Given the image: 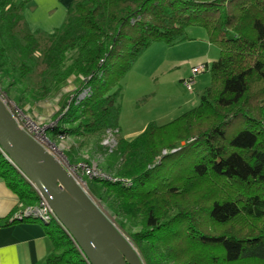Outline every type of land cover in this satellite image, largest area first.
Returning <instances> with one entry per match:
<instances>
[{"label":"trees","instance_id":"trees-1","mask_svg":"<svg viewBox=\"0 0 264 264\" xmlns=\"http://www.w3.org/2000/svg\"><path fill=\"white\" fill-rule=\"evenodd\" d=\"M24 10L25 1L0 0V89L16 92L17 105L60 92L51 141L118 130L120 82L134 63L191 26L207 31L220 55L200 105L120 139L98 171L109 178L86 173V183L143 264H264V0H78L53 35L32 33ZM40 37L50 38L46 50ZM41 63L44 94H19ZM72 76L78 87L66 94ZM76 152H65L71 165ZM0 177L20 201L11 218L39 206L1 152ZM53 223L44 224L53 247L46 264H87Z\"/></svg>","mask_w":264,"mask_h":264},{"label":"rangeland","instance_id":"rangeland-1","mask_svg":"<svg viewBox=\"0 0 264 264\" xmlns=\"http://www.w3.org/2000/svg\"><path fill=\"white\" fill-rule=\"evenodd\" d=\"M54 32L44 33L53 35ZM40 40L41 50H46L51 44L50 38L40 37ZM219 55V48L210 43L208 33L202 27H189L186 38L174 45L155 42L134 63L120 82L122 89L119 99L121 105L119 129L105 135L56 139L57 141H51L45 136L47 142H51L49 149L61 163L66 165L69 160L65 152L71 148V145H76L74 163L77 165L69 163V169L89 193L85 178L87 170L89 169L92 175L106 166L108 155L118 149L120 139L134 140L149 124L166 125L200 105L202 96L212 82L210 67L218 60ZM41 64L37 65L35 72L28 78V89L24 85L23 91L18 92L19 94L30 96L32 92H36L35 97L38 92V97L44 94L42 88L47 84V80L42 74L44 65ZM199 65H204L205 70L196 75L192 91H189L184 81L192 76V68ZM67 81L60 90L70 94L78 87V81L75 76ZM15 95L14 91L6 94L0 89V96L14 119L17 117L24 126H29V123L34 125L38 132L43 130L44 136L46 128L56 124L54 119L59 110L60 92L55 90L42 100L40 98L32 102L22 101L18 103L19 105L13 99ZM52 144L55 145L54 148ZM166 153L167 151H164V154ZM80 168L85 172L84 174ZM98 204L104 209L103 204ZM52 226H56V223L54 222ZM125 237L127 238L126 235Z\"/></svg>","mask_w":264,"mask_h":264},{"label":"water","instance_id":"water-1","mask_svg":"<svg viewBox=\"0 0 264 264\" xmlns=\"http://www.w3.org/2000/svg\"><path fill=\"white\" fill-rule=\"evenodd\" d=\"M0 147L45 198L90 264H143L137 249L71 173L69 163H61L24 131L1 97Z\"/></svg>","mask_w":264,"mask_h":264},{"label":"crops","instance_id":"crops-1","mask_svg":"<svg viewBox=\"0 0 264 264\" xmlns=\"http://www.w3.org/2000/svg\"><path fill=\"white\" fill-rule=\"evenodd\" d=\"M21 1H25L24 16L31 32H54L65 23L78 0ZM19 202L18 196L0 177V264H46L53 247L44 224L18 220L13 225L1 226L4 220L11 218Z\"/></svg>","mask_w":264,"mask_h":264},{"label":"built area","instance_id":"built-area-1","mask_svg":"<svg viewBox=\"0 0 264 264\" xmlns=\"http://www.w3.org/2000/svg\"><path fill=\"white\" fill-rule=\"evenodd\" d=\"M204 70H205V66L204 65H199L197 67H193L192 68V76L188 80L184 81V84H185V86L187 87V89L189 91H192L196 75L198 73L203 72ZM82 97H85V94L83 96H81V98ZM15 120H16L17 124L24 131H26L40 145H42L44 148H46L47 150H49L51 152V150L49 149V144L50 143H49V141L47 142V139L45 138L46 135H44V136L42 135L43 134V130H42V132H38L36 130L37 128H35L34 125L29 123V126H24L22 124V122H19L17 117L15 118ZM0 152L22 174L21 170L15 165V163L9 158V156L3 151V149L1 147H0ZM87 173L90 174L89 176H92V177L106 176L105 174L100 173L98 171H97V173L91 175V171L89 169L87 170ZM106 177L109 178V176H106ZM26 179L30 182V180L28 178H26ZM39 196H40V204H39L38 207H30V208H27L24 212L20 211L18 214L16 213L17 216H16V218L14 220L21 221V220H25V219H28V220L30 219V220L39 221L42 224H46V225L47 224H51L53 222L58 223V225H60V227L63 229V231L68 235V237L71 239L73 244L76 246L77 250H79L82 253L83 257L87 261V264H90L88 262V260H87V257L85 256V254L83 253V251L79 247L78 243L76 242V240L73 238V236L70 234V232L59 222V220L55 216L54 212L52 211L50 205L48 204V202L45 200V198L42 195L39 194Z\"/></svg>","mask_w":264,"mask_h":264},{"label":"bare ground","instance_id":"bare-ground-1","mask_svg":"<svg viewBox=\"0 0 264 264\" xmlns=\"http://www.w3.org/2000/svg\"><path fill=\"white\" fill-rule=\"evenodd\" d=\"M1 97V96H0ZM2 99V98H1Z\"/></svg>","mask_w":264,"mask_h":264}]
</instances>
